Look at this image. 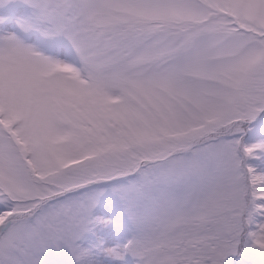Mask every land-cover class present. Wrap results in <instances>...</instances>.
<instances>
[{
  "label": "snow or ice",
  "instance_id": "6c2138e0",
  "mask_svg": "<svg viewBox=\"0 0 264 264\" xmlns=\"http://www.w3.org/2000/svg\"><path fill=\"white\" fill-rule=\"evenodd\" d=\"M264 264V0H0V264Z\"/></svg>",
  "mask_w": 264,
  "mask_h": 264
},
{
  "label": "rangeland",
  "instance_id": "374dc122",
  "mask_svg": "<svg viewBox=\"0 0 264 264\" xmlns=\"http://www.w3.org/2000/svg\"><path fill=\"white\" fill-rule=\"evenodd\" d=\"M57 256H58V253H56L55 250L49 249L44 255L42 264H56Z\"/></svg>",
  "mask_w": 264,
  "mask_h": 264
},
{
  "label": "trees",
  "instance_id": "16d2710c",
  "mask_svg": "<svg viewBox=\"0 0 264 264\" xmlns=\"http://www.w3.org/2000/svg\"><path fill=\"white\" fill-rule=\"evenodd\" d=\"M240 257L235 255H230L225 258L224 264H239Z\"/></svg>",
  "mask_w": 264,
  "mask_h": 264
}]
</instances>
